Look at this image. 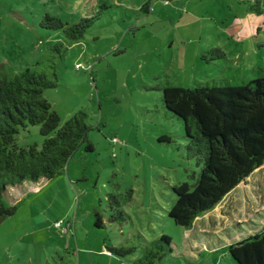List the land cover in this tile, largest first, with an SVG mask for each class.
I'll list each match as a JSON object with an SVG mask.
<instances>
[{
    "label": "rangeland",
    "instance_id": "374dc122",
    "mask_svg": "<svg viewBox=\"0 0 264 264\" xmlns=\"http://www.w3.org/2000/svg\"><path fill=\"white\" fill-rule=\"evenodd\" d=\"M259 1L258 15L243 0H0V63L15 72L43 67L63 38L40 26L46 14L68 24L95 17L83 39L55 60L57 87L43 91L61 123L87 114L93 151L80 145L63 174L8 188L4 199L16 212L0 223V264H131L141 243L162 234L171 238L173 256L189 250L183 264H229L225 244L264 226V165L203 219L204 234L189 238L166 211L175 200L171 187L193 183L199 170L185 157L182 122L165 108L159 85L254 79L253 69L264 65ZM145 2L150 13L139 12ZM215 48L227 59H201ZM237 53L239 65L232 61ZM76 63L90 69L76 70ZM164 135L171 142L160 140ZM42 141L38 125L20 128L15 138L18 147ZM130 190L124 222L110 223L113 198L121 202ZM112 246L135 250L121 257L107 250ZM168 261L179 264H156Z\"/></svg>",
    "mask_w": 264,
    "mask_h": 264
},
{
    "label": "trees",
    "instance_id": "16d2710c",
    "mask_svg": "<svg viewBox=\"0 0 264 264\" xmlns=\"http://www.w3.org/2000/svg\"><path fill=\"white\" fill-rule=\"evenodd\" d=\"M243 1L253 13H261L259 0ZM150 11L149 2L139 7V12ZM94 18H81L77 23L68 24L46 14L40 26L61 31L63 38L50 46L43 67L15 72L0 63V223L16 212V206L4 199L9 187L23 182L37 184L63 174L80 145L85 152L93 151L87 139L92 129L87 123V114L77 111L61 123L43 91L57 87L55 60L62 59L70 45L83 39ZM223 57L225 53L216 48L201 55L205 61ZM254 71L256 77L243 83L213 79L197 83L193 88H183L165 79L159 85L165 108L182 122L185 157L199 170L198 174L193 171V183L184 181L171 187L175 200L166 215L184 230L191 229L197 217L213 210L264 165V65ZM27 125L39 126L43 137L39 147L16 145V135ZM160 140L171 142L165 135ZM117 197L113 198L115 207H111L113 212L108 221L121 225L124 222L121 208L131 200L132 190L121 202ZM94 224L103 226L97 213ZM172 243L165 234L145 240L140 245L141 255L131 264H156L174 259ZM226 248L234 264H264V227ZM107 250L123 257L132 254L135 247L112 246Z\"/></svg>",
    "mask_w": 264,
    "mask_h": 264
},
{
    "label": "crops",
    "instance_id": "0c3cea01",
    "mask_svg": "<svg viewBox=\"0 0 264 264\" xmlns=\"http://www.w3.org/2000/svg\"><path fill=\"white\" fill-rule=\"evenodd\" d=\"M239 52H241V50L239 51ZM241 55V53H237V54H235V55H233V59H232V61L233 62H239V56ZM225 58H226V56H225ZM238 58V59H237ZM227 59V58H226ZM236 65H239L238 63H236ZM254 67H255V65H254ZM256 68V67H255ZM254 68V69H255ZM253 69V70H254ZM194 75V74H193ZM225 76V75H224ZM207 78H210V77H208L207 76ZM228 80H230V79H228ZM231 81V80H230ZM259 169L260 168H258L257 170H255L254 171V173H256L257 171H259ZM254 173L249 177V178H247V179H251V178H253L252 176L254 175ZM244 183V182H243ZM241 184V183H240ZM238 187H239V185H238ZM237 187V188H238ZM262 186L260 185V188H261ZM236 188V189H237ZM254 188H256V187H254ZM236 189H234L232 192H230L225 198H227V197H229ZM252 192H253V195H255V196H258L259 195V193L261 192V191H255V190H252ZM224 198V199H225ZM223 199V200H224ZM223 200L219 203V204H221L222 202H223ZM251 203V205L253 206V203L252 202H250ZM219 204L217 205V206H219ZM215 209V208H214ZM213 209V210H214ZM222 209V208H221ZM213 210H211L210 212H208V213H206V214H204V215H202V216H199V217H197L196 219H195V221H194V223H193V226H192V228L191 229H188V230H184V231H187V236L190 238L191 237V235L190 234H192V233H194L193 235V238H194V240H195V238H197L198 236H200V235H198L197 233H200V234H204L205 232H204V230H206L207 229V224H205V222H204V220L203 219H205V221H206V219H207V221L208 220H210V216L209 215H212L214 212H213ZM215 214V213H214ZM217 214H219V213H217ZM221 215V214H220ZM207 216V218H205ZM203 221L202 222V228H201V226H199L198 224H196V221ZM207 221H206V223H207ZM205 224V225H204ZM262 227H264V226H262ZM262 227H259L258 229H255V230H253L251 233L249 232L248 234H246L245 236H238L237 238H236V240H234V242H237V241H239V240H241L242 238H245V237H247L248 235H252L253 233H256L258 230H260ZM190 235V236H189ZM229 244H225V246L227 247ZM189 252V250L187 249V248H185V250L184 251H182V253H176L175 255L176 256H173L174 255V252L172 253V256L177 260V262L179 263V264H183V263H181V257H182V259H183V261H185L186 259H187V257L188 258H191L190 257V254L188 253ZM141 255V252L139 251V255H137L136 257H134V258H138V256H140ZM231 258H229V260H228V263L229 264H234V262L232 261V259L230 260Z\"/></svg>",
    "mask_w": 264,
    "mask_h": 264
},
{
    "label": "built area",
    "instance_id": "2783aa9c",
    "mask_svg": "<svg viewBox=\"0 0 264 264\" xmlns=\"http://www.w3.org/2000/svg\"><path fill=\"white\" fill-rule=\"evenodd\" d=\"M75 68H76V70H80V69H90V66H85V65H83L81 63H76L75 64ZM55 224L58 225V223H55Z\"/></svg>",
    "mask_w": 264,
    "mask_h": 264
}]
</instances>
